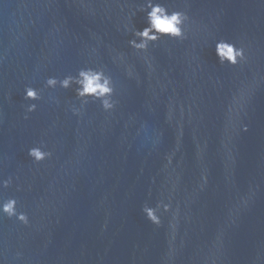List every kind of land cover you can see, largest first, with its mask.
I'll return each instance as SVG.
<instances>
[{"label": "water", "instance_id": "95a60500", "mask_svg": "<svg viewBox=\"0 0 264 264\" xmlns=\"http://www.w3.org/2000/svg\"><path fill=\"white\" fill-rule=\"evenodd\" d=\"M142 2L0 0V200L29 218L0 216V264H264V0H160L187 38L138 53ZM219 39L245 61L221 65ZM82 67L112 76L111 112L45 87Z\"/></svg>", "mask_w": 264, "mask_h": 264}, {"label": "clouds", "instance_id": "9594fccd", "mask_svg": "<svg viewBox=\"0 0 264 264\" xmlns=\"http://www.w3.org/2000/svg\"><path fill=\"white\" fill-rule=\"evenodd\" d=\"M136 11L145 13L146 26L137 29L128 24L124 26L126 32L131 33L132 38L128 40L130 48L138 53H146L150 45H154L161 38L184 40L186 39L185 24L189 17L186 12L180 10L169 11L168 7L160 0H143L138 5ZM131 15H135L133 12ZM215 54L221 65L228 64L236 66L245 61V49L237 47L233 42L226 39H219L215 42ZM131 75V71H129ZM45 87L54 89H72L75 97L81 102L80 107L72 106L73 114H79L81 108L89 102L99 101L101 109L105 112H111L117 101L114 99L116 88L113 78L103 67H82L75 75L68 74L62 79L49 77L45 81ZM41 99V90L26 86L24 89V100L38 101ZM37 104L30 103L25 106V119L28 113L36 111ZM243 131H247L244 126ZM46 145L42 142L28 149V156L35 162L40 163L49 159L51 151H47ZM11 178L0 179V189H6L11 184ZM170 204L158 202L156 206L145 203L141 209L145 218L152 224L159 226L161 224V209L163 212L170 210ZM0 216L8 218L15 217L20 223L28 224L29 218L25 212L17 210V200L7 198L0 200Z\"/></svg>", "mask_w": 264, "mask_h": 264}]
</instances>
